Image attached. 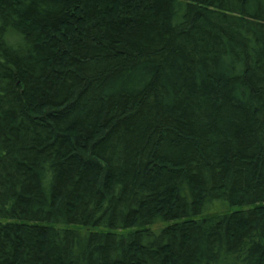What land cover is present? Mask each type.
Returning <instances> with one entry per match:
<instances>
[{"label":"trees","instance_id":"1","mask_svg":"<svg viewBox=\"0 0 264 264\" xmlns=\"http://www.w3.org/2000/svg\"><path fill=\"white\" fill-rule=\"evenodd\" d=\"M0 264H264V0H0Z\"/></svg>","mask_w":264,"mask_h":264},{"label":"rangeland","instance_id":"2","mask_svg":"<svg viewBox=\"0 0 264 264\" xmlns=\"http://www.w3.org/2000/svg\"><path fill=\"white\" fill-rule=\"evenodd\" d=\"M210 213H225L230 211V208L228 207L227 204L223 203V202H215L213 204L210 205L209 209L207 210Z\"/></svg>","mask_w":264,"mask_h":264}]
</instances>
